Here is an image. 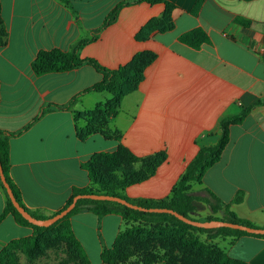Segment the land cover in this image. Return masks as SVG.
<instances>
[{
  "label": "crops",
  "instance_id": "0c3cea01",
  "mask_svg": "<svg viewBox=\"0 0 264 264\" xmlns=\"http://www.w3.org/2000/svg\"><path fill=\"white\" fill-rule=\"evenodd\" d=\"M127 1L132 0H0L6 33L0 35V130L10 140V176L30 211L48 217L58 213L74 187H92L85 168L92 157L120 147L145 160L166 155L152 178L123 190L126 199H168L199 150L218 144L221 121L264 101V0H206L197 15L192 14L196 0L142 2L124 7L103 28L116 6ZM166 4L174 6L167 21L138 41L142 28L165 16ZM237 18L250 25L238 24ZM195 29H203L211 41L199 50L179 40ZM100 30L98 39L80 50L81 58L116 70L141 55L143 79L122 99L114 118L104 113L77 118L74 112L87 114L112 100L109 93L84 94L102 75L83 66L37 76L31 65L40 51H71ZM74 99L72 110L46 112L48 105ZM139 169L134 165L133 170ZM124 175L113 176L121 180ZM207 190L224 203L242 192L243 201L230 210L264 227V104L230 128L220 161L206 172L202 185L192 184L194 195L208 197ZM5 203L0 189V216ZM70 221L91 264H105L103 251L138 225L90 211ZM32 235V228L6 216L0 223V264L4 249ZM133 241L124 239L119 247L133 253ZM211 244L231 259L264 264V238L218 237Z\"/></svg>",
  "mask_w": 264,
  "mask_h": 264
},
{
  "label": "trees",
  "instance_id": "16d2710c",
  "mask_svg": "<svg viewBox=\"0 0 264 264\" xmlns=\"http://www.w3.org/2000/svg\"><path fill=\"white\" fill-rule=\"evenodd\" d=\"M64 3H69L70 0H62ZM206 0H196L192 9V14L197 15ZM146 2L154 4V0H132L122 2L116 6V8L108 15L103 28L113 24L124 7ZM174 9V6L166 4V13L162 19H154L150 21L137 35L138 41H144L148 33L158 26L162 22L167 21V17ZM236 22L242 26L248 27L250 22L242 18H237ZM170 28V27H169ZM102 30V29H101ZM94 33L92 39L83 40L76 44L71 51H63L60 49H53L50 51H40L32 62V70L35 75L42 76L51 73H65L79 69L83 66H90L94 68L98 73L102 75V80L86 90L84 94L89 93H109L112 95L110 100L103 108L97 107L94 111L87 114H80L74 112L76 117H96L100 113L107 114L108 118H114L118 113L122 99L135 91L138 88L139 83L143 79L144 64L141 60V55H137L131 61L130 64L120 67L116 70H110L101 66L97 61L93 59H83L80 56V50L96 41L98 35L101 32ZM0 32L6 34L5 29L0 20ZM182 44H185L195 50H199L204 45L211 43L210 37L203 29H195L184 33L179 38ZM264 60V54H263ZM74 99L68 105H48L46 112H56L64 110H72L75 103ZM264 101L258 102L256 105L242 109L236 116L226 117L220 123V137L218 144L213 147H204L199 150L196 157L189 163L185 172L180 177L178 183L172 190L171 197L164 200H135L131 201L126 199L123 195V190L131 185H135L141 182H145L152 178L157 169L166 161V155H159L154 160H145L138 158L130 153L123 147H120L116 153H99L92 157L91 161L87 163L85 168L89 171L90 179L93 182L92 187L72 189L71 196L69 197L66 205L58 212L65 210L76 196L86 194H99L110 195L120 197L128 202L139 205L144 208H159V209H171L180 215H183L189 219L191 214L196 210V203H205L210 209L212 215L203 220L196 221H212L222 220L236 224H243L252 228H257L255 224L250 221L240 219L234 212L230 210L231 205L240 204L243 201L244 194L238 193L236 197L230 203H224L220 201L211 191L207 190L208 197H200L192 193V184L202 185L203 178L206 172L217 164L228 144L230 143V128L234 125L242 124L248 117L250 112L255 106L263 105ZM78 138L83 140L81 132H78ZM0 162L2 164L3 172L7 183L10 185L14 196L18 203L25 208L34 218L38 220L49 219L56 214L48 217L42 214L40 211H30L27 209L22 201L21 192L13 182L11 171V159H10V140L8 134L0 130ZM134 165H140L139 170H133ZM106 171V172H105ZM131 172L128 175V172ZM116 172H124V177L119 180L113 175ZM127 175V176H126ZM110 180V181H109ZM0 189L3 191L6 197L5 208L3 214L0 216V223L6 216H12L15 222L21 226L30 227L33 230V235L28 239H22L13 242L9 247L4 249L1 253V264H4L5 258L9 248L13 245H19L25 249L38 250L42 243L49 238H54L59 241H65L69 244L73 252L77 255L80 264H91L86 253L82 249L80 243L75 237L74 231L71 225V218L82 211H90L98 217H104L107 215H119L126 222L138 224L131 229L126 230L121 234L116 244L112 249H105L101 255V259L105 264H128L133 257V253L126 251L119 247V242L124 239H134L138 242L148 239L149 237H157L161 240H174L183 241V238L190 236L193 233L197 235H206L207 242H202L199 237L196 236L191 241V246L204 251L205 254L212 257L218 264H248L242 261L231 259L222 250L211 244V241L218 237H240V236H254L258 238H264L261 235H251L246 232L231 230L227 228L220 229H202L188 225L175 216L170 214H158V213H145L130 209L126 206L112 202H102L93 200H80L77 202L76 207L63 219L59 220L48 228L37 227L25 220L22 215L15 209L12 204L3 183L0 178ZM222 211L221 217H216L215 214ZM168 232V233H167ZM186 245V244H185ZM143 264H155L154 261H143ZM193 264H206V261L199 260Z\"/></svg>",
  "mask_w": 264,
  "mask_h": 264
},
{
  "label": "rangeland",
  "instance_id": "374dc122",
  "mask_svg": "<svg viewBox=\"0 0 264 264\" xmlns=\"http://www.w3.org/2000/svg\"><path fill=\"white\" fill-rule=\"evenodd\" d=\"M199 195L207 196L205 193ZM211 215L210 207L198 202L195 212L190 216L196 220H203ZM196 236L200 241L207 242L206 235H197V233L183 238L182 242L167 238L161 240L157 237H149L141 242L134 240L135 248L132 249L133 257L129 264H143V261H154L155 264H193L199 260L206 261V264H218L204 251L191 246V241ZM72 249L67 242L54 238L46 239L38 250H28L13 245L7 252L4 264H80Z\"/></svg>",
  "mask_w": 264,
  "mask_h": 264
},
{
  "label": "water",
  "instance_id": "95a60500",
  "mask_svg": "<svg viewBox=\"0 0 264 264\" xmlns=\"http://www.w3.org/2000/svg\"><path fill=\"white\" fill-rule=\"evenodd\" d=\"M0 178L3 183V187L5 188L7 195L9 196L12 204L14 205L15 209L22 215V217L27 220L29 223H31L34 226L37 227H44L48 228L58 222L59 220L66 217L77 205V202L80 200H93V201H102V202H112V203H118L120 205L126 206L130 209L145 212V213H158V214H170L175 216L180 221L191 225L193 227L202 228V229H220V228H227L231 230L246 232L251 235H261L264 236V227H257L252 228L243 224H236L231 223L227 221L222 220H212V221H196L193 219H189L183 215H180L179 213L171 210V209H159V208H144L139 205L132 204L128 202L125 199H122L120 197L110 196V195H99V194H86V195H79L76 196L73 199V202L63 211L56 214L55 216L46 219V220H38L34 218L29 212L23 208L18 201L16 200L14 193L12 189L10 188V185L7 183L2 164L0 162Z\"/></svg>",
  "mask_w": 264,
  "mask_h": 264
}]
</instances>
